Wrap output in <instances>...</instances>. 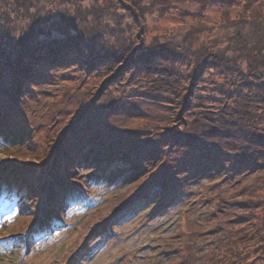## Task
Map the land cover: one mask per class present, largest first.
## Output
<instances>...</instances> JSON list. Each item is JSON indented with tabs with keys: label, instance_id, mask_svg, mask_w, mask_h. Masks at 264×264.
Wrapping results in <instances>:
<instances>
[{
	"label": "trees",
	"instance_id": "obj_1",
	"mask_svg": "<svg viewBox=\"0 0 264 264\" xmlns=\"http://www.w3.org/2000/svg\"><path fill=\"white\" fill-rule=\"evenodd\" d=\"M40 1L0 0V155L10 163L0 168L1 186L11 185L22 217L3 238L34 223L45 186L46 215L60 221L72 187L92 197L93 186L135 180L157 197L161 187L176 197L194 176L216 172L204 188L218 198L201 200L212 221L234 203L218 185L251 175L242 190L257 188V196L239 202L246 210L235 221L252 219L235 226L239 242L205 264H264V0H44L45 8ZM205 12L212 23L199 18ZM166 18H176L172 42H146L151 24ZM84 81L87 102L69 115ZM37 87L51 98L39 100ZM116 163L124 165L118 175ZM105 206L79 221L77 242L70 239L58 264L81 261L99 233L112 237L114 225L101 228L113 211ZM2 248L6 259L23 243L6 239ZM186 252L181 259L193 264Z\"/></svg>",
	"mask_w": 264,
	"mask_h": 264
},
{
	"label": "rangeland",
	"instance_id": "obj_2",
	"mask_svg": "<svg viewBox=\"0 0 264 264\" xmlns=\"http://www.w3.org/2000/svg\"><path fill=\"white\" fill-rule=\"evenodd\" d=\"M60 2L61 0H51L53 6ZM46 4V1L41 0L37 5L45 8ZM58 8L59 7H57L55 12H51V18L59 15ZM43 12L45 15L46 11ZM51 13L47 16L50 17ZM204 15L211 16L210 22L212 23L214 19L213 13L205 12L201 14V16L199 15V18H203ZM176 18L160 19L155 22V24H151L152 29L149 28L145 41L149 42V44L157 43V39L164 43L172 42L169 36L176 30L174 23H172ZM211 26L212 25H208L203 29H212ZM208 35L210 34H207V36ZM90 84L91 83L87 81H84L83 85L80 84L77 89V96L71 98L67 103L69 111H65L66 113L69 115L74 113L77 106L79 107L80 104L87 102L88 97L86 92L89 93L88 88ZM75 86L74 84L72 88L73 92L75 91ZM36 97H38L39 100H44L46 98H51V95L44 94L43 90L37 87ZM72 101L75 102L73 105L71 104ZM57 106H59V104H57ZM57 106L55 108H57ZM48 107H50V103ZM38 111L42 116L41 119L45 120L43 116L46 112L45 107L42 111ZM66 119L68 120V118ZM34 123L37 124L35 119ZM6 161H8V159L0 155V164ZM17 162L18 164H23L24 162L27 164V162L30 161L18 160ZM123 166L124 165L121 163H116L111 167V171L115 172L117 167L122 168ZM253 172L254 170L249 173L247 172V174H253ZM217 175L218 174L214 172L203 177L194 176L181 188V192L178 196L168 197L167 199H163L167 191H164L161 187L159 189L161 196L158 200L155 199L158 190L153 189L144 193L141 198L133 201V196L141 191L139 190L140 185H138L135 180L124 181V179H119L115 182L116 184L93 186L90 191L92 193L94 192L93 196H99L98 203L103 205L106 204L105 207L113 208L114 214L110 222L111 225H114V228H112L113 230L111 233H108L112 236L109 241H105V243L101 244L95 243L92 252H89L87 255L85 253L81 261H77V264H184L181 258L185 251H187L186 254H188V249H191L192 257L190 260H193V264L207 263L215 256L217 251L222 250L225 246L228 247L233 244V242L240 241L239 239L233 241L235 234L232 235V233L236 232L235 226H247L246 224H248L252 218L245 221H235V216L243 214V210H246L245 206H242L239 202L246 203L247 200L252 199L253 196L254 198L257 196L255 195L257 193V188H252L253 190L248 191L247 195H245L242 190L251 175H245L241 178L239 183H232L228 180L220 183L217 188L220 189L221 193H225L226 196H230L233 193L234 195L232 194L231 197L234 199V203L228 207L226 213L224 212L221 218L215 215L213 218L214 220L211 221V219L206 218L204 214L208 202H201V200L209 195L211 198L215 197L216 191L213 189L205 191L204 186L209 187L212 180L216 178ZM252 183L253 181H249V184ZM134 186L137 187L135 188ZM142 193L141 191L139 194L141 195ZM123 198L126 199L120 202L119 200ZM217 198L218 195L215 197V200ZM155 200L158 201V204L154 202ZM67 204L68 201H66L65 207H68ZM161 204L162 206L159 207ZM93 205L94 204L85 210L76 211L74 215L76 216L77 214L79 217L81 214L90 213V210L94 208ZM255 207L257 208L256 214H260V210H258L259 205ZM146 209L148 210L146 211ZM66 210L63 211L65 212ZM150 211L151 213H149ZM69 216L70 214L68 213L67 217L69 218ZM1 217L4 218L3 221L8 219L7 225L0 222V237H4L9 229L16 228L18 221L17 223H15V221L19 219V217L16 214L15 208L12 206L4 209L0 214V218ZM115 218H117V220L112 223V220ZM94 219L93 216L87 219L89 228L95 225L96 221ZM100 219V217H97V220ZM189 219L195 221L192 227L187 223ZM220 219H226V221L222 223ZM11 224L14 225L11 226ZM62 224H54L51 226L53 228L45 230L43 234L36 237L31 242L26 252L21 251L14 253V255L6 257V259L3 260L0 258V264H6L7 261H10L11 264H58L63 250L67 247V244L74 234L70 229L67 231L68 227ZM9 225L11 227H9ZM188 232H191L192 236L187 237L186 233ZM48 234L50 237L47 238ZM238 236L239 235H237V237ZM75 241L77 242V236L75 237ZM230 241H232V243ZM166 252L168 253L165 254ZM20 259H24L25 261L21 262Z\"/></svg>",
	"mask_w": 264,
	"mask_h": 264
}]
</instances>
